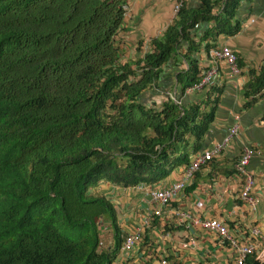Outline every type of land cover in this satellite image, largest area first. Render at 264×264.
<instances>
[{
    "label": "trees",
    "instance_id": "trees-1",
    "mask_svg": "<svg viewBox=\"0 0 264 264\" xmlns=\"http://www.w3.org/2000/svg\"><path fill=\"white\" fill-rule=\"evenodd\" d=\"M241 1L181 7L150 49L138 44L137 57L121 63L125 0H0V264L113 262L122 241L115 210L88 190L154 186L201 150L220 90L191 104L183 93L200 81V49L238 32ZM209 22L194 40V26ZM161 86L180 102L141 103ZM263 87L264 64L242 95ZM99 224L110 247L98 248ZM244 264L264 261L251 254Z\"/></svg>",
    "mask_w": 264,
    "mask_h": 264
},
{
    "label": "crops",
    "instance_id": "crops-1",
    "mask_svg": "<svg viewBox=\"0 0 264 264\" xmlns=\"http://www.w3.org/2000/svg\"><path fill=\"white\" fill-rule=\"evenodd\" d=\"M176 0H125V12L122 31L116 37L121 63L137 57L138 44L143 51L149 47L151 39L160 38L174 16L172 7ZM198 0H184L183 9H196ZM213 13L218 9H213ZM238 23V32L232 36L219 35L213 42L214 47H227L235 55L239 76L231 77L223 64L214 79L220 94L215 104L214 118L208 132L200 143L205 150L220 142L227 130L234 124L238 126L236 134L226 144L221 154L202 166L186 183L167 207L162 208L161 215L152 217L149 225L142 227L143 221L155 207L142 190L121 188L99 182L92 190L104 196L113 206L118 226L125 234L140 230L141 237L126 252L119 248L112 264H232V253L226 244L221 245L215 235L198 226L178 225L173 211H182L200 220L215 219L227 225L230 233L239 240L245 239L247 231L257 228L264 235V87L260 95L246 98L242 95L251 73H257L264 64V0H243L234 13ZM212 27L195 25L191 32L195 40ZM194 33V34H193ZM197 38H196V37ZM210 43L209 38H206ZM180 51L186 48L183 43ZM140 51V52H141ZM198 65L200 74L209 67L202 50L199 51ZM174 66L173 64H171ZM183 64H178L182 68ZM170 73L168 65L163 68ZM173 88V87H172ZM171 88V89H172ZM170 88H151L140 96L143 105L158 101L163 92ZM203 92H192L183 98L186 104L202 102ZM252 98L254 101H249ZM253 150L246 169L253 176L254 184L251 196L254 209L238 199L242 177L234 172L242 147ZM192 153L189 152V158ZM183 166L175 168L156 188L167 187L179 180ZM103 230L110 237L107 247L112 245L111 233L107 227ZM264 253V243H260L257 254ZM263 262L264 257H258Z\"/></svg>",
    "mask_w": 264,
    "mask_h": 264
},
{
    "label": "built area",
    "instance_id": "built-area-1",
    "mask_svg": "<svg viewBox=\"0 0 264 264\" xmlns=\"http://www.w3.org/2000/svg\"><path fill=\"white\" fill-rule=\"evenodd\" d=\"M184 0H176L172 7V15L175 17L183 5ZM147 51L143 49L142 52ZM205 59L209 63V67L204 70L200 75V81L184 90V97L192 92L207 91L215 87L214 79L217 76L221 64H223L224 69L231 77L239 76L240 69L238 68L236 55L227 47H214L210 48L205 54ZM186 66L183 64V68ZM171 100L172 102L178 104L179 98L176 96L174 89L163 92L161 98L155 101V105H160L162 101ZM238 126L236 124L232 125L228 130L223 139L209 147L205 150H200L189 158L187 165L183 166L182 176L179 180L170 183L167 187L156 188L155 186H146L143 184H137L131 187L133 190H142L144 194L149 198L155 207L151 210L147 218L143 221L142 227L149 225L150 219L152 217H158L161 215L162 208H165L169 203L184 190L186 183L189 182L193 175L204 165L211 162L212 159L218 157L226 144L230 139L236 134ZM253 156V150L250 147H242L241 153L233 166L234 172L242 177V183L240 186V191L238 199L247 204L250 208L254 209V200L251 196L252 187L254 184L253 176L246 169L251 157ZM173 216L176 219L178 225H185L189 223L193 226H198L201 229L210 232L215 235L218 242L223 245L226 244L227 248L232 253V264H244V259L254 254L255 260H259L258 257H264V253L259 251L257 254V249H259L260 243H264V235L260 234L259 229L251 228L247 231L246 238L239 240L236 239L232 233H230L227 225L215 220H200L197 217L192 216L187 212L173 211ZM141 231L134 230L130 233L124 235L120 250L122 252L129 251L134 244L140 239ZM264 260V259H263ZM161 264H165V261H160Z\"/></svg>",
    "mask_w": 264,
    "mask_h": 264
},
{
    "label": "rangeland",
    "instance_id": "rangeland-1",
    "mask_svg": "<svg viewBox=\"0 0 264 264\" xmlns=\"http://www.w3.org/2000/svg\"><path fill=\"white\" fill-rule=\"evenodd\" d=\"M144 49H148V45H146V48H144ZM88 193H94L93 192V190L92 189H89L88 190ZM100 238H99V241H100V243H101V248L103 247V248H105V247H107L106 245H107V243H108V241H110V237L107 235V234H105V233H103V234H100V236H99Z\"/></svg>",
    "mask_w": 264,
    "mask_h": 264
},
{
    "label": "clouds",
    "instance_id": "clouds-1",
    "mask_svg": "<svg viewBox=\"0 0 264 264\" xmlns=\"http://www.w3.org/2000/svg\"><path fill=\"white\" fill-rule=\"evenodd\" d=\"M148 50V49H147ZM185 189V188H184ZM99 226H102L101 227V229H100V234H103V233H105V231L103 230V228L104 227H106V226H104V225H102V224H99ZM100 234H99V236H100ZM122 239H123V237H122ZM122 242V241H121ZM120 246H121V244H120ZM98 248H101V243H100V241H99V243H98ZM120 248V247H119ZM264 261V260H263ZM113 263V262H112ZM111 263V264H112Z\"/></svg>",
    "mask_w": 264,
    "mask_h": 264
}]
</instances>
